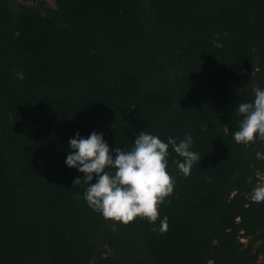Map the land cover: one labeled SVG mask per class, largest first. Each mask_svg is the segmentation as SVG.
Masks as SVG:
<instances>
[{
    "label": "trees",
    "instance_id": "16d2710c",
    "mask_svg": "<svg viewBox=\"0 0 264 264\" xmlns=\"http://www.w3.org/2000/svg\"><path fill=\"white\" fill-rule=\"evenodd\" d=\"M0 0V264H264V141L235 104L264 85V0ZM185 133L201 159L154 223L106 221L64 161L76 132L130 150ZM94 182V181H93ZM167 228L160 231V219Z\"/></svg>",
    "mask_w": 264,
    "mask_h": 264
},
{
    "label": "clouds",
    "instance_id": "9594fccd",
    "mask_svg": "<svg viewBox=\"0 0 264 264\" xmlns=\"http://www.w3.org/2000/svg\"><path fill=\"white\" fill-rule=\"evenodd\" d=\"M235 110L240 115L237 127L230 130L232 138L247 142L255 136L264 141V85H253L251 98L239 100ZM132 143L130 150L119 147L110 150L103 133L93 131L83 137L76 132L69 138L64 163L84 174L75 178L73 185H86L84 200L106 221L126 225L139 217L154 223L159 217L158 206L174 188V178L167 171L169 148L182 158L173 162L185 177L201 156L192 149L190 133L179 141L169 136L165 142L142 130ZM256 155L264 158L259 152ZM251 195L257 201L264 200V186L255 188ZM166 228L164 217L159 229Z\"/></svg>",
    "mask_w": 264,
    "mask_h": 264
},
{
    "label": "rangeland",
    "instance_id": "374dc122",
    "mask_svg": "<svg viewBox=\"0 0 264 264\" xmlns=\"http://www.w3.org/2000/svg\"><path fill=\"white\" fill-rule=\"evenodd\" d=\"M47 4L51 7H55V2L54 0H46ZM22 2L20 0H13L12 1V4L13 5H18V4H21Z\"/></svg>",
    "mask_w": 264,
    "mask_h": 264
}]
</instances>
